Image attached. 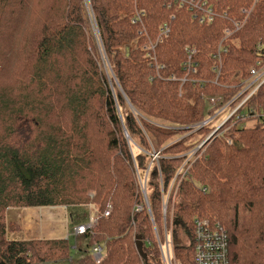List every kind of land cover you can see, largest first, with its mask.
Segmentation results:
<instances>
[{"label": "trees", "instance_id": "16d2710c", "mask_svg": "<svg viewBox=\"0 0 264 264\" xmlns=\"http://www.w3.org/2000/svg\"><path fill=\"white\" fill-rule=\"evenodd\" d=\"M189 1L0 0V264L71 253L68 237H10L21 226L7 209L90 203L99 216L76 264H160L141 242L152 239L146 209L133 212L144 203L137 175L160 228L162 192L224 119L172 185L185 241L176 259L193 264L200 216L226 229L229 264H264V83L227 118L250 92V67L264 63V0H205L211 20ZM99 243L96 263L88 252Z\"/></svg>", "mask_w": 264, "mask_h": 264}, {"label": "built area", "instance_id": "2783aa9c", "mask_svg": "<svg viewBox=\"0 0 264 264\" xmlns=\"http://www.w3.org/2000/svg\"><path fill=\"white\" fill-rule=\"evenodd\" d=\"M181 3H187L186 0H179ZM190 4H192L197 9H201L209 20L212 19L213 13L211 9H205L200 5L205 4V0H190ZM246 16H248L249 12H245ZM200 21H203L200 19ZM243 23L233 22V26L235 30H238ZM168 29H165L161 32L158 40L162 39V35H166ZM226 36L231 34L230 30H225ZM153 45V44H151ZM152 48V46H150ZM223 50L221 46L218 47L217 57L219 59L220 51ZM195 49L190 46H185V52L187 53V68L188 71H194L192 67L193 55L195 54ZM213 69L217 72L218 66ZM250 79L246 83L244 90L249 89L250 92L247 97L227 116V118L234 114L236 110L242 106V104L258 89V87L264 83V63L257 62L255 66L250 67ZM216 98H209L208 103L213 105L217 102ZM262 121L264 123V115H261ZM226 120V119H225ZM223 123V122H222ZM222 123L212 132V134L222 125ZM197 149L193 150L187 159L180 166L178 171L176 172L170 188L167 190L166 194L162 192V225L160 228L155 224L153 216L151 214V209L149 207L148 199L146 196V178L141 180L138 177L139 186L141 193L144 198L143 204H136L133 207L134 213H139L143 209H146L149 218L151 220L152 227V239L142 238L141 242L147 247L154 246L159 251V256L162 264H180V262L176 259L175 255V247L177 246V229L180 228V224L177 220H174L172 214V207H168L169 197H170V189L175 182L177 176H184L188 167L190 166V160L192 159L194 153ZM160 184H162V179L160 176L159 180ZM88 207L92 210L90 221L88 223L80 224L74 227L73 236L79 237L83 236L87 231H90L92 227L95 225L98 219V212L95 210V206L90 203ZM112 210L111 205H107L103 213L101 214L103 217L109 216ZM134 222H132V225ZM193 226H194V238H193V264H229L228 262V235L226 229L220 222L210 220L208 218H203L200 216L193 217ZM89 255H91L92 259L99 263L105 254V246L102 243L93 244L89 249ZM144 264V263H143Z\"/></svg>", "mask_w": 264, "mask_h": 264}, {"label": "rangeland", "instance_id": "374dc122", "mask_svg": "<svg viewBox=\"0 0 264 264\" xmlns=\"http://www.w3.org/2000/svg\"><path fill=\"white\" fill-rule=\"evenodd\" d=\"M100 52H101V58L103 59V67L105 69H107L108 65L105 61L102 50ZM108 74H109V79L110 78L114 79V77L111 75V73H108ZM208 105H210V104H208ZM210 106H212V105H210ZM224 121H225V119H224ZM205 123H206V121L204 122V124ZM198 148L199 147H197L196 149H198ZM158 158H159L158 153L153 154V157H152L148 167L150 168L152 163L157 164ZM159 180H160V177H159ZM166 192H165V194H166ZM170 197H173L172 188L170 189ZM170 197H169V199H170ZM169 203L170 202H168V205H169ZM95 210H96V207H95ZM91 213H92V210L88 207V205H86V206H84V205L69 206V207L53 206V207L9 208V209H7V212H6V219H7V221L17 222L19 224V226H21L20 233L15 232L13 234H10L9 235L10 237L21 238L22 233H23V227L28 229L29 227H31L30 225H32L33 227H31V229H33L32 231H33L34 235L31 239H48V238H45L43 236V233L45 232L46 229L53 227L54 224L53 223L49 224L48 221H44L46 214H52L54 217L55 216L64 217L63 224H66V226H67L68 239H69V243L71 244V253H70L68 258L60 261L58 264H76V260L81 256V252L78 250V248H80L82 252H84L85 250L88 251V249L86 247L85 240L82 238V236L74 238V236L72 235V228H73V226L80 224V223L81 224L88 223L90 221ZM40 214H42V215H40ZM69 215H71L72 219L70 218ZM66 219H67V222H66ZM43 222L45 224V228L43 229L44 231L43 230H42L43 232L36 231L34 228L39 229L40 225H42ZM26 235L28 237L27 233H26ZM176 236H177V242H179L180 244L185 243L184 237H183L184 235L182 233L181 228L177 229ZM42 264H47V263H42Z\"/></svg>", "mask_w": 264, "mask_h": 264}, {"label": "crops", "instance_id": "0c3cea01", "mask_svg": "<svg viewBox=\"0 0 264 264\" xmlns=\"http://www.w3.org/2000/svg\"><path fill=\"white\" fill-rule=\"evenodd\" d=\"M40 215H42V214H40ZM69 216L72 219L71 215H69ZM63 220H64V217H60V216H55L54 217L52 214H46V217L44 218V221H48L49 224L50 223H53L54 226L51 227V228H49V229H46L45 232L43 233V236L45 238H48V239L67 238L68 237L67 226H66V224H63V222H64ZM66 222H67V219H66ZM80 224H77V225H80ZM77 225L73 226V228H72V235H73V229ZM30 226L33 227L32 225H30ZM31 227H29L28 229H26L25 227H23V233H22L23 239L28 240L29 238L31 239L33 237L34 234H33V231H32L33 229H31ZM44 228H45V224L43 222L42 225H40L39 229H37V228H34V229L36 231H38V232H40V231L43 232L44 231L43 230ZM26 233L28 234V237H27Z\"/></svg>", "mask_w": 264, "mask_h": 264}, {"label": "water", "instance_id": "95a60500", "mask_svg": "<svg viewBox=\"0 0 264 264\" xmlns=\"http://www.w3.org/2000/svg\"><path fill=\"white\" fill-rule=\"evenodd\" d=\"M212 135V133L198 146V147H200L205 141H207L208 140V138L210 137ZM136 243L137 244H139V241L137 240L136 241Z\"/></svg>", "mask_w": 264, "mask_h": 264}, {"label": "bare ground", "instance_id": "6f19581e", "mask_svg": "<svg viewBox=\"0 0 264 264\" xmlns=\"http://www.w3.org/2000/svg\"><path fill=\"white\" fill-rule=\"evenodd\" d=\"M188 171V170H187ZM80 251H81V249H80ZM193 258V257H192ZM192 261V260H191ZM161 264V263H160Z\"/></svg>", "mask_w": 264, "mask_h": 264}]
</instances>
